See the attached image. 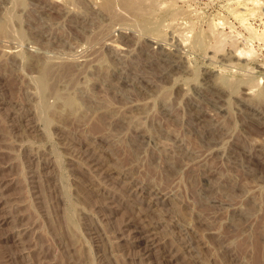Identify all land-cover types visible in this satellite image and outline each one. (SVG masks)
<instances>
[{
	"label": "rangeland",
	"instance_id": "374dc122",
	"mask_svg": "<svg viewBox=\"0 0 264 264\" xmlns=\"http://www.w3.org/2000/svg\"><path fill=\"white\" fill-rule=\"evenodd\" d=\"M263 12L0 0V264H264Z\"/></svg>",
	"mask_w": 264,
	"mask_h": 264
},
{
	"label": "bare ground",
	"instance_id": "6f19581e",
	"mask_svg": "<svg viewBox=\"0 0 264 264\" xmlns=\"http://www.w3.org/2000/svg\"><path fill=\"white\" fill-rule=\"evenodd\" d=\"M251 1H252V0H251ZM256 2H257V1H256ZM254 4H256L255 1H254ZM263 13H264V12H263ZM238 52H239V51H238ZM242 52H243V51H242ZM251 52H252V51H251ZM245 53H246V52H245ZM245 53L243 54V56L246 55ZM248 54H249V53H248ZM253 54H254V53H253ZM249 55H250V54H249ZM253 56H254V55H253ZM244 57H245V56H244ZM249 57H250V56H249ZM249 57H248V58H249ZM238 58H239V57H238ZM240 58H241V57H240ZM246 58H247V56H246ZM243 59H244V58H243ZM251 59H252V58H251Z\"/></svg>",
	"mask_w": 264,
	"mask_h": 264
}]
</instances>
